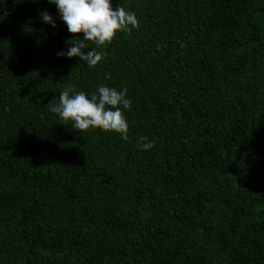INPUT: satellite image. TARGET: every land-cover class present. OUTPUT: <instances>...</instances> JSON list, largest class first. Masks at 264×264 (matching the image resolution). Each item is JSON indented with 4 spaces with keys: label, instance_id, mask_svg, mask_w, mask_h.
<instances>
[{
    "label": "trees",
    "instance_id": "1",
    "mask_svg": "<svg viewBox=\"0 0 264 264\" xmlns=\"http://www.w3.org/2000/svg\"><path fill=\"white\" fill-rule=\"evenodd\" d=\"M119 6L138 26L88 67L48 0H0V264H264V0ZM100 86L127 140L50 110Z\"/></svg>",
    "mask_w": 264,
    "mask_h": 264
},
{
    "label": "clouds",
    "instance_id": "2",
    "mask_svg": "<svg viewBox=\"0 0 264 264\" xmlns=\"http://www.w3.org/2000/svg\"><path fill=\"white\" fill-rule=\"evenodd\" d=\"M48 2L55 6L59 20L74 37L71 41H66L67 51L58 52L57 57L78 58L88 67L101 63L103 55L88 48L85 42H93L97 48L106 47L118 32H130L138 26L136 15L126 12L120 6L113 9L112 0H48ZM38 15L41 23L53 29L57 27L56 21L47 11ZM81 33L83 37L77 38ZM127 91V88L117 90L100 86L97 94L89 98L82 90L76 92L67 88L60 93L58 106L51 107L50 110L57 114L61 121H71V127L81 132L100 129L119 134L122 140H127L129 124L124 110H129L132 103L127 98ZM141 141L142 150L147 151L154 147L147 137H141Z\"/></svg>",
    "mask_w": 264,
    "mask_h": 264
}]
</instances>
